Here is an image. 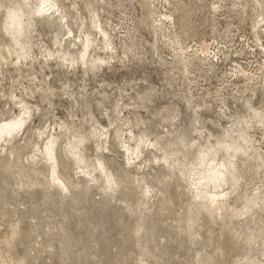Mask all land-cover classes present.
Wrapping results in <instances>:
<instances>
[{
  "label": "rangeland",
  "instance_id": "rangeland-1",
  "mask_svg": "<svg viewBox=\"0 0 264 264\" xmlns=\"http://www.w3.org/2000/svg\"><path fill=\"white\" fill-rule=\"evenodd\" d=\"M87 1L90 5L87 9L82 6L87 10L82 12L97 10L101 14L107 29L113 30L111 33L116 37L119 53L122 46L131 47L130 50H133L134 55L127 51L128 58H123L124 64L117 63L112 68L99 69L91 74L90 71L84 73L83 70L74 73L66 64L60 67L59 62V67H56V63H51L50 69H40L42 63L35 62L28 72H17L9 64V55L6 53L5 46L12 43L0 26V56L5 58L3 61L0 57V122L19 113L20 100L33 110L26 129L0 146V264H124L120 251L127 245L126 240L141 219L145 225L134 236L138 239V244L132 248L135 250L127 264H138L140 259L142 262L146 260L148 264H226L221 249L235 243L242 245L239 255L243 260L241 258L240 264H246L247 261V264H262L263 251L243 244L258 232L254 221L251 218L247 221L233 216L227 224L222 218L205 214V210L194 203L192 192L185 190L182 193L176 189L175 180L181 178L178 169L167 170L153 164V158L162 157L163 151L151 153L144 150L140 167L139 163L126 164V156L120 148V138L114 132L115 128L113 129H124L123 121H120L123 114L121 112L118 115L117 112L124 104L132 105L130 110H124L123 113L126 119L136 125L132 128L134 133H144L153 140L158 138L157 135L161 138L163 136L160 146L166 153H174L185 165L193 161L195 154L189 147L195 139L191 132V115L185 111L184 102L173 96V87L168 81L171 73L157 60L150 47L154 44V38L151 29L139 23L144 17L141 6L135 1ZM179 1L190 7V0ZM216 1L222 6L223 15H214L215 29L209 23L200 28L199 18L204 12H199V16H190L189 19L186 18L185 7L178 10L182 15L180 19L191 21L189 29H197L199 26L206 33L207 41L214 43V46L219 43V47L223 45L231 49L227 60L220 64L216 74L211 72L212 74H207L200 80L198 78L202 87L210 89L212 96L219 89L223 74L224 80L228 79L227 83H231L230 75L235 63L248 70L264 64V53L261 49L255 46L250 48L253 50L247 49V45L238 38L240 34H246L251 44L253 40L249 31L237 32L230 24L231 19H227L234 10L231 5L234 1ZM60 3L58 0L63 11L70 16L69 9L64 8L68 3ZM79 4L81 5L80 2ZM160 8L159 4L158 11H161ZM166 8L169 10V7ZM233 13L235 14V10ZM249 21L247 27H250ZM56 24L58 23L49 21L37 27L38 34L41 35L34 40L35 45L39 46L33 48L37 58H41L40 43L57 52L58 46L54 44L56 39H62V45L66 49L76 52L69 45V40L64 42L68 35L64 36L65 32L59 30ZM69 27L76 31L70 19ZM228 27L233 31L232 38L229 33L224 34ZM165 55L166 53L163 56L169 59ZM237 82L238 86H242L240 80ZM228 101L229 116L247 117L249 112L240 103L236 105L232 100ZM206 102L208 107L200 113L201 120L220 122L223 127H228L229 120H222L218 116V108L211 98ZM174 105L179 109L180 125L176 130L172 129V134L168 136L159 126V112ZM254 107L264 110L263 90L257 93ZM107 117L116 121L108 132L107 143L104 145L107 150L102 152L101 149H96L97 141L91 134L94 128H109L110 120ZM60 125H68L69 130L60 133ZM206 126L216 139L221 137L222 131L218 126L212 127L211 123ZM52 134L59 136L54 147L56 173L66 185L67 192L61 193L60 187L51 181V166L44 157L43 149L48 136ZM74 135L87 139L82 144L86 162L95 165V161L100 159L107 172L115 179L113 195L109 191H102L101 180L92 183L80 175L74 158L65 149L69 142L74 141ZM256 137L259 138L260 134ZM101 143L100 141L99 144ZM249 164L252 170L248 174L241 171L240 161L236 165V174L244 180L257 176L255 163L252 161ZM258 173L263 181L264 172ZM138 178L141 182L136 185ZM160 179L165 184L160 183ZM145 185L149 186L151 194L142 198ZM132 193H138L141 201L137 202ZM241 203L239 201L234 206L241 209ZM253 216L258 220L263 217L259 210ZM229 262L227 264H239L236 258H231Z\"/></svg>",
  "mask_w": 264,
  "mask_h": 264
},
{
  "label": "bare ground",
  "instance_id": "bare-ground-1",
  "mask_svg": "<svg viewBox=\"0 0 264 264\" xmlns=\"http://www.w3.org/2000/svg\"><path fill=\"white\" fill-rule=\"evenodd\" d=\"M59 1L61 5H64L65 2L68 3V5H64V8L69 9L68 13L70 16L63 11V7L58 4V0H0V26H2V29H0L5 32L12 43H8L5 47L6 53L9 55V64L15 71L26 73L32 63L35 64V62L42 63L40 69L47 68L48 70L50 69L51 63H56L57 65L59 62L60 67L66 64L67 68H70L74 73L78 70H83L84 73L90 71L91 74H95V71L98 72L99 69H109L117 63H125L124 59L128 58L127 51L133 53V50H130L131 47L122 46V51L119 53V46L115 43L116 37L111 33L113 30L107 29V25L102 21L101 14L97 13V10L88 11L87 13L82 12L90 5L87 3V0ZM124 1H135L136 4L141 6L144 17L139 20V23L151 29L154 44L152 43L153 45L150 47L154 50V55L157 60L166 69H169L168 73H171V75L168 77V81H170L169 83L173 87V96L186 105L185 111L191 115V132L195 135L194 141L189 144V147L195 151L193 161L185 165V162H180L174 153L168 154L160 146L159 142L163 141V136L161 138L157 135L158 138L153 140L144 133H141L142 135L134 133L132 128L136 125H133L129 119H126V115L123 113L124 110L125 112L130 110L132 106L126 103L120 111H117L118 115L121 112L123 114L120 121H123L124 129L113 127V129L115 128L114 132L120 138V148L126 156V164L133 165L139 163L140 167L142 165L141 156L144 150L151 153L158 151L161 153L163 151L162 157L153 158V164L163 166L167 170L178 169L181 178L178 177L175 180L176 189L182 193H185V190L192 192L194 203L202 210H205V214L222 218L227 224L229 218L233 216L247 221L251 218L254 221L253 223L258 226V232L256 234L253 232L256 236L252 239H246V243L243 244L252 245L258 250H262V254L259 253L264 257V179L263 181L260 180L261 177H259L260 174L258 173V171L264 172V110L254 107V100L257 98V93L261 90L264 91V64L261 63L255 69L248 70L240 64L235 63V67L232 69L230 75V79H232L231 83L228 84V79L224 80L225 74H223L224 76L221 74L220 87L215 92V96H212L210 89L208 90V88L205 89V87H202L199 80L211 72L216 74L220 64H223V61L227 60L231 49L229 50V46L221 45L222 47H219L220 44L217 42V46H214V43L207 41L208 37L205 38L206 33L203 32L204 30H200L199 26L203 28L206 23H209L211 28L215 29L214 15L222 14L223 12L219 2L216 0H190V7H188L187 4H183L179 0H165L164 3H162V0ZM233 1L231 5L235 10V14L233 10L229 13L227 19H231L230 24L235 27L234 29L238 30L237 32L242 33L244 30L245 32L248 30L253 40L251 44L254 45L252 46L250 44V38L247 40L246 34H240L238 38L247 45V49L255 46L260 48L264 53V0ZM159 4L161 5V11L157 9ZM193 5L195 6L193 7ZM82 6L86 9H83ZM165 6L169 7V10ZM180 7H185L186 18L189 19L190 16L204 12L203 16L199 18L200 23L197 29H189L191 21L180 19V16L182 17L180 12H178ZM69 19L73 22L76 31L69 27ZM248 20L251 21V23L249 21L250 27H247ZM49 21L58 23L56 25H58L59 30L65 32L63 35H68L64 38V42L69 40V45L76 52L72 53L69 48L66 49L62 45V39H56L54 44L58 46L57 52H54V49L51 51L45 48L40 43L41 47L39 50H42L40 51L41 58H37V55H34V46L39 47L35 45L36 41L34 42V40L37 36H41L38 34L37 27H41ZM226 33H229L228 35H231V38L234 36L230 27L226 29L224 34ZM210 39L213 40L214 38ZM219 42L221 41L219 40ZM243 50L244 48L240 51L243 52ZM240 51L234 52L241 53ZM164 53L169 56V59L163 56ZM1 59L5 61L3 56ZM56 67L59 66L57 65ZM237 80H240L242 86L237 85ZM40 81L42 82L43 80ZM209 98H211L218 108V116L222 120H229L230 125L228 127H223L220 122L212 123L211 121L201 120L200 113L206 111L205 108L208 107V102L206 101ZM228 100H232L233 104L236 105L240 103L246 111L248 110L247 117L232 118L229 116L227 114L230 111ZM18 107V114L11 119H7V121L0 122V146L7 143L8 139H14L15 134L24 131L30 118L33 116V110L22 100H20ZM159 115V126L163 129L164 133L168 136L171 135L172 133L170 131L172 129L176 130L180 125L178 107L174 105L171 108H163L159 112ZM107 118L109 119V117ZM109 120V128L103 126L98 129L97 127V129H93L91 134L97 141L96 149H101L102 152L107 150L104 145L107 143L108 132L112 129L116 121L115 119ZM207 123H211L212 127L217 128L218 126L220 128L222 131L220 138L217 137L216 139L213 133L206 129ZM59 130L60 133H65L69 130V127L68 125H60ZM39 134L42 135L43 133ZM258 134H260L259 138L256 137ZM58 138L59 136L57 134L49 135L43 152L46 161L51 166V181L60 187L62 193L68 190L63 180L56 173L57 161L54 147ZM72 138L74 141L69 142L65 149L74 158L73 160L78 165L80 175L92 183H98L101 180L102 191H109L111 194L114 193L116 186L115 179L107 172L102 161L97 159L95 165H89L86 162L87 160H85L86 158H84V153L82 152V144L86 142V137L74 135ZM200 140H203L202 143H200ZM100 141L102 142L101 144H99ZM238 161L241 164V171L247 174L252 170V166L249 163L253 161L256 165L254 169L257 176L255 178L252 176L251 179L244 180L242 176L237 175L235 171L237 170L236 165ZM159 181L165 184L163 182L164 180L162 181L160 179ZM140 182L141 179H136V185H139ZM145 186L142 192V198L144 196L146 198L151 194L149 186ZM132 195L137 202L139 200L141 201V196L138 193H132ZM239 201H242L241 209L234 206ZM257 210L262 213V220H258L253 216ZM138 223L132 235L128 239L126 238L127 245L120 251L123 259L122 263L124 264H127L130 260L132 251L134 252L135 250V248L134 250L132 248L138 244V239H135L136 237L134 238V236L145 225L142 219ZM151 236L153 237V234ZM236 238L235 240H238ZM241 248L242 245L237 243L224 246L221 251L225 257V263L227 264L231 258H236L237 263L240 264L242 257L240 258L241 255L239 254L241 253L239 251ZM135 255H138V253ZM132 258L134 259L135 257ZM140 260L138 264H148L146 260L144 262ZM262 264H264V261Z\"/></svg>",
  "mask_w": 264,
  "mask_h": 264
}]
</instances>
